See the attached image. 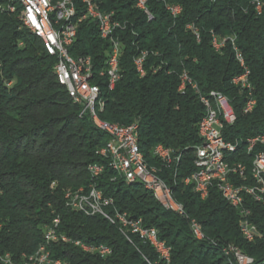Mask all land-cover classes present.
Here are the masks:
<instances>
[{
    "label": "trees",
    "instance_id": "obj_1",
    "mask_svg": "<svg viewBox=\"0 0 264 264\" xmlns=\"http://www.w3.org/2000/svg\"><path fill=\"white\" fill-rule=\"evenodd\" d=\"M91 1L100 11L113 12L125 26L119 33L121 80L112 92L101 87L104 106L97 108V116L122 126L139 123L145 160L170 186L184 215L164 209L140 183L127 184L117 176L110 161L98 154L109 137L87 115L80 118L81 108L57 81L56 59L21 26V8L17 14L0 9V254L16 263L23 261L22 255H34L58 219L59 232L72 242L111 251L101 258L72 242L53 243L52 258L63 264H165L152 247L137 239L130 244L101 216H86L66 206L67 191L93 185L113 199L115 209L158 230L171 248L170 264H238L224 252L228 246L253 259L252 264H264V207L248 199L251 222L259 231L250 243L240 233L237 212L216 189L201 200L183 183L193 172L192 150L201 143L198 126L205 108L189 83L179 92L186 74L201 94L222 93L237 115L236 124L224 131L228 141L264 134V0H148L152 17L137 8V0ZM167 6L181 7L180 15L174 18ZM188 26L198 30L199 41ZM213 35L227 39L220 52L212 45ZM112 41L100 39L95 25H82L70 54L91 56L99 72ZM235 48L250 70L257 100L249 114L243 110L244 96L231 85L242 73ZM141 52L148 56L140 78L134 59ZM157 144L183 152L178 172L160 167L151 150ZM238 146L235 157L248 168L253 156L247 155L246 145ZM94 164L104 168L98 179L88 170ZM191 220L201 226L202 241L193 234Z\"/></svg>",
    "mask_w": 264,
    "mask_h": 264
},
{
    "label": "built area",
    "instance_id": "obj_2",
    "mask_svg": "<svg viewBox=\"0 0 264 264\" xmlns=\"http://www.w3.org/2000/svg\"><path fill=\"white\" fill-rule=\"evenodd\" d=\"M52 10L57 13V22L60 27H65L66 33L70 37V45L73 46L77 40L79 28L82 25H95L104 26V34H99L100 39L103 41L106 39L114 40L115 58L110 69H103L102 78H94L93 67L94 62L91 56H86V61H80V70H73V62H68L64 56V51H57L55 49V32H48L46 29V17L43 12V4L40 0H28L31 6V14L27 20L23 21L22 27L26 29H32L34 33H40L42 36H46L52 46V53L56 59V66L62 75L65 84L70 85V89L75 93L80 106H85L87 116L91 119L96 128L106 129V126L98 123L96 118L92 117V110L90 109V94L89 83L97 82L99 87H106L108 92H112L113 88H116L117 84L121 80V67L120 58L122 55V41L119 33L123 32L125 26L121 21L115 18L113 12L106 13V25H98L97 23H88V14H95L93 9L89 6H79L74 4L73 0H51ZM9 11L14 12L15 7L8 0ZM143 8L145 15H150L148 8V0H137V5ZM259 8L262 5L259 1L256 2L255 9L258 13ZM167 10L170 14L176 18L181 13V7L179 6H167ZM66 16H73L74 29H66ZM188 28H194L188 26ZM200 40V37H196ZM233 43V42H232ZM214 49L220 52L224 46H216V42H212ZM236 51V59L242 68V73L238 75V80L231 83L233 87L238 89L241 96H244V109L256 108L257 100L254 93L251 90L250 70L245 64L243 57ZM148 55L140 53L134 59V65L136 71L141 78L140 68L144 66ZM192 85L193 90L198 95L200 103L203 107H210L206 101V95L201 94L197 85L192 83L186 74L181 76V85L179 92H183L186 88V84ZM210 93L218 94L222 103L224 102L223 94L220 92L212 91ZM227 107V120H220V118H214L212 109L211 116L209 118H202L199 123V137L201 143L193 148V172L187 177V187H191L192 191L201 199L206 200L210 196L212 189H206V181H208L211 175H223V181H227V188H219V185L214 187L220 194L223 200L232 207L239 216V230L242 237L247 242H254L259 237L258 228L251 222L252 210L249 208L248 199L253 200L255 203L264 207V138H258L257 136L247 138L245 140L228 141L224 136V131L232 127L237 122V115L232 103H226ZM136 125H139L136 122ZM132 125V131L130 132H111V139L113 146L118 151V168L126 171V179H143L146 180L149 186H154L160 191L162 203H167L173 207V212L182 216V214L174 207L173 202L169 201L165 193V189L161 188L155 183L150 174L142 173L139 164L134 158L133 152V137H135V127ZM237 145H250L254 150V160H249L248 168L246 171L229 172L227 168L218 167L217 158L221 153L222 146H237ZM151 150L154 151V158L159 160L160 167L165 170L176 171L175 160L177 155H182L183 152H176L175 155H165V146L157 144ZM99 154V151H98ZM100 155V154H99ZM101 157L108 160L104 155ZM164 156H172L171 164H164ZM236 157L234 159H238ZM96 170L97 179L104 172L101 169L96 168V164L93 165ZM194 176H201V186L192 187V180ZM65 201V200H64ZM66 202V201H65ZM70 210L76 213H81L86 216H101L108 222V218H115L116 227L123 228V236L126 240L134 245V239H137L143 244H147L150 247L158 248V257L165 264H170L171 261V248L166 245L164 241L159 238L158 230L154 227H146L144 221L139 218L135 219L127 212H120L114 208L113 199L104 197L103 193L97 187H90L86 189L83 196H80L74 202H69ZM58 225V233H54L49 236L53 240V243L57 244L72 242L69 238L59 232L60 221L55 219ZM198 222L190 221V226L194 235H197ZM198 241H202L197 238ZM76 247L81 249L92 248L98 250V255L101 258H106L110 255V250L101 249L98 246H83L79 241L72 242ZM235 255V253H234ZM23 259V255L21 257ZM235 260L238 264H248L244 257L236 256ZM45 264H63L60 260L52 258V252L45 256Z\"/></svg>",
    "mask_w": 264,
    "mask_h": 264
},
{
    "label": "bare ground",
    "instance_id": "obj_3",
    "mask_svg": "<svg viewBox=\"0 0 264 264\" xmlns=\"http://www.w3.org/2000/svg\"><path fill=\"white\" fill-rule=\"evenodd\" d=\"M6 1L8 5V0ZM43 4V12H45L46 17V29L48 32H55V49L57 51H64V56L67 59L68 62H73V70H80V61H86V57L81 56L78 58H74L70 54V48L72 46L70 45V37L65 31V27H60V24L56 21L57 20V13L52 10V1L51 0H40ZM74 4H79V6H89L91 9H93V12L95 14H88V23H97L98 18V25H106V12H102L98 9L96 4L92 2L91 0H73ZM11 4L14 5L15 11L17 7L21 8V16L20 21L23 24V21L27 20L29 18V15L31 14V6L28 0H10ZM6 6V5H5ZM138 9L143 11L142 7L137 6ZM14 11V12H15ZM258 13H261V8H259ZM148 17H152L151 13L150 15H147ZM26 29L25 27H23ZM66 29H74V21L73 16H66ZM193 29L194 34L196 37H200L199 32L196 28H189ZM30 31L35 37H37L39 40H41L44 50L48 53V55L53 56L52 53V46L50 42L48 41V38L46 36L40 35V33H34L32 29H27ZM97 30L99 34H104V26H97ZM108 40V39H106ZM227 39L219 38L215 35H213V42H216V46H224ZM234 42V40H232ZM143 55H147L146 52H143ZM115 58V47H114V40L111 43L110 49L106 53V59H105V68L104 69H110V65L113 64ZM55 75L57 78V81L59 84L66 88L69 97L73 100V102L78 105L81 108L80 118H82L84 115H87V111L85 109V106H80V103H78L77 97L75 93L70 89V85L65 84L63 81L62 75L60 74L58 70V66H55L54 68ZM98 73V74H97ZM93 75L94 78H102L103 77V69L99 72L94 71L93 67ZM140 75L143 77L145 75L144 66L140 68ZM238 80V76H235L232 79V83ZM115 88H113L114 90ZM253 89L252 83H251V90ZM89 90L90 94L93 97H90V109L92 110V117L96 118L98 120V123L101 125L106 126V129H99L100 131L107 134L109 137V142L107 145L99 151L100 155H104L108 158L110 161V167L112 170L117 174L118 177L125 180L127 184H134V183H140L143 185V187L154 194L156 199L159 201V203L162 205L164 209L173 211V207L169 206L167 203H162L161 201V194L160 191L155 188L154 186H149L148 182L143 179H126V171H123L121 168H118V151L112 144L111 139V132H130L132 131V125H136V123L131 124L129 126H122L118 124H111L107 122H103L96 113L97 108H102L104 106V101L101 96V87H99L97 82H90L89 83ZM112 90V91H113ZM253 92V91H252ZM223 99L225 103L221 102L220 97L218 94L215 93H209L206 95V101L209 103L210 107H204L205 108V115L203 118H209L211 116V109L213 113L214 118H220V120H227V107L226 103H230V101L223 95ZM255 108H249V109H243L244 113L249 114L252 111H254ZM236 115V113H235ZM258 138H264V134L258 135ZM247 146V155H252V160H254V150L251 149L250 145ZM239 146H222L221 147V153L218 154L217 158V165L218 167H224L227 168L229 172H236L237 169L239 171H246L247 166L246 164L234 159L236 158L235 155L238 153ZM133 152H134V158H136L137 163L140 166L141 172L150 174L151 179L157 183L161 188L165 189V193L167 195V198L169 201L173 202L174 207L182 214L184 215L183 207L178 204L174 198L172 189L170 188L167 183L160 178L157 174V169L150 167L144 157V154L142 153V150L140 148L139 144V125H136L135 127V137H133ZM152 155L154 157V151L152 150ZM165 155H175V151L165 147ZM156 159V158H155ZM159 162V160L157 159ZM183 162V154L177 155L175 160V169L178 171L182 165ZM172 163V156H164V164H171ZM97 169H101L104 171V168L102 166L96 165ZM89 173L92 175L93 179H96V170L94 169V166H89L88 168ZM183 183L185 186H187V178L183 180ZM219 185V188H227V181H223V175H211L210 179L206 181V189H212ZM201 186V176H194L192 180V187H199ZM90 187H96L91 185ZM89 187V188H90ZM86 192V189L80 188L77 190H69L65 194V203L66 206L70 209L69 202H74L77 200L80 196H83V194ZM108 221L116 226L115 218H108ZM196 222L195 220H192ZM122 234H123V228H118ZM54 233H58V225L56 223V220L53 222V226L50 227L45 235H44V242L41 244L39 249L34 255L31 256H24L23 261L20 263H16L12 260V258L7 255H1L0 254V264H45V256L49 255L50 247L53 244V240L49 238ZM196 239L199 238L200 240L204 239V235L202 233L201 226L197 224V235H195ZM81 243V242H80ZM82 244V243H81ZM83 246H88L83 244ZM101 249L104 250H110L106 246H98ZM155 252L158 254V248L152 247ZM85 252L89 253H96L98 254V250H93L92 248H84ZM224 252L226 255H232L235 258L236 256L244 257L246 259V262L248 264L253 263V259L249 258L248 256L244 255L239 249L233 246H228L226 249H224ZM235 253V255H234Z\"/></svg>",
    "mask_w": 264,
    "mask_h": 264
},
{
    "label": "rangeland",
    "instance_id": "obj_4",
    "mask_svg": "<svg viewBox=\"0 0 264 264\" xmlns=\"http://www.w3.org/2000/svg\"><path fill=\"white\" fill-rule=\"evenodd\" d=\"M4 1V0H3ZM6 5V6H5ZM9 5H7L6 3H2L0 6V9L4 12L10 13V14H17V12H10L9 11Z\"/></svg>",
    "mask_w": 264,
    "mask_h": 264
}]
</instances>
